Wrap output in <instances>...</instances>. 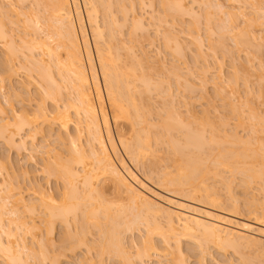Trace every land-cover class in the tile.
Instances as JSON below:
<instances>
[{
  "label": "bare ground",
  "instance_id": "obj_1",
  "mask_svg": "<svg viewBox=\"0 0 264 264\" xmlns=\"http://www.w3.org/2000/svg\"><path fill=\"white\" fill-rule=\"evenodd\" d=\"M195 1H190V3L187 0H161L160 4L165 9L166 16L175 19L177 16L180 17L181 13L188 11L195 14L192 7L199 0ZM232 1L234 3L235 0ZM12 2L14 4L11 2L5 4V0H0V95L3 98V103L0 101V140L17 154L25 153L28 162L33 159L32 163L35 161L34 164L39 163L35 160L36 153L42 154L37 167H40L39 171L45 179L47 188L37 180H29L25 170L22 173L23 177L20 173L21 179L23 178V182L28 180L29 187H25V189L31 188L33 191L31 194L34 195L32 199H25L22 195V191L25 190H21L24 183L21 181L22 185L20 186L19 180L8 182V178L12 179L13 176L9 171L10 162L9 159L0 157V259L4 264H66L72 260L71 257L75 255L76 250L79 251L81 248L89 250L92 246L89 245V240H86L84 228L79 226L81 225L79 220H83V213H85L83 210L90 209L93 204H96L91 203L93 200L98 202V198L102 199V194L105 193L103 189L106 190V186H108L107 188L111 187L109 189L117 194L126 195L130 199L131 207H128L127 210L121 207L110 215L108 208L103 207L105 204L102 200L103 206L99 201L100 205H97L100 208L94 205L98 209L93 207L90 210V216L93 214L94 217L98 214L97 219H107L110 222V228L107 230L104 227H98V234L105 238L103 244L96 246L98 256L102 254H109L111 257L117 256L125 260L126 264H135L136 260L140 264H152V257L160 260L162 256L171 260L173 264H187L183 256L184 252L180 248V242L184 239L194 240L200 253L204 252V248H202L204 243L216 246L220 251L230 248L232 252H238L237 254L240 256L242 254L238 250H244L250 246L252 249L258 247V251L261 249L264 256V213H260L262 218L254 215L253 220H249L248 217V220L245 219L244 222H235L230 217H226L227 215L236 218L238 213L220 208L221 202L218 194L213 188L204 184L206 180L202 177H207V175H201L207 158L203 157L202 159L201 157L200 159L194 155H196L195 152H199L197 153L199 156L204 151L202 150L203 146L208 148L212 144H214L212 146L219 145V147L223 145V149L212 161L213 165L219 168L215 172L218 179L221 176V169L231 173L239 170L240 175L241 172L247 173L248 177L246 174L243 175L251 183V180L258 178L260 181L262 179L264 169L262 168L263 171L260 172L261 167L253 170L247 165L246 168H243L245 170L241 168V171L238 168V163L243 157L247 158L248 156L237 153L234 148L239 144L244 145L245 142L234 134L224 135L222 136L224 141L222 138L219 140L217 138L220 135L215 130L214 132L218 133V136L217 134L211 136L213 128L210 132L211 135H206V138L203 135L206 129L204 130L202 125L200 126L204 130L203 134L202 131H199V125L197 130L193 129L192 126L195 125L194 122L198 118L195 119L191 111L189 113L187 111L186 116L183 117L180 112L176 111L175 106H170V104L174 105L175 100L172 99V104L170 97H173V92L170 91V84L167 83L168 87L165 88V85L163 87L162 84L154 81L150 73H146L142 58L139 55H129L130 52L132 53L130 48L132 46H127L126 42L120 43V40H117L118 43L116 42L115 32L125 26L127 21L130 22L129 26L131 25L129 35L134 36L136 31L138 33L144 31L141 34L145 35L147 27L145 28L144 17L134 14L132 10L135 5L134 1L43 0L42 8L39 7V0H12ZM141 2L143 4V1L140 0L139 3ZM235 2H237L236 7H232L235 11H227L226 14L219 3L211 5L210 2H207L206 6L202 4L206 8L207 5L214 7L217 14H224L229 18V20L225 19L229 23L223 21L217 26V33L218 31L219 33L226 31L233 33L237 30L236 28L240 25L235 26L237 23L235 25L233 22V24L231 23L232 16L233 20L235 15L237 19L239 18L237 16L240 15L242 21L246 22L245 14H243L244 5L252 8L258 20L260 17L264 18V10L260 1L236 0ZM187 3H190L191 7L190 4L187 6ZM232 12L233 14L236 12V14L233 15ZM116 13H120L121 22ZM130 14L132 17L128 18ZM207 16L205 17V19L207 18L205 27L213 23L211 22L213 20H211V13L207 12ZM150 17L153 18L154 15L150 14ZM174 19L171 20L174 21ZM16 22L20 23L21 30L11 27ZM226 22L228 24H225ZM249 22L248 24L251 25V21ZM168 24L167 22L164 26H168ZM173 24H169V27H174ZM16 25L19 27V24ZM208 28L206 29L208 30ZM159 31L160 29H155L157 34L161 33ZM164 34L166 35L163 36V43L167 50L169 48L171 54L180 56L182 45L178 38L171 37L168 33ZM242 34L248 35L244 31L239 33L238 38ZM117 35L120 34L117 33ZM244 35H242L244 40L241 39L239 42V39L235 40L234 38L233 43L239 46L242 41L246 42L249 38L251 40L250 36L245 39ZM192 39L197 44L198 49H196L200 51L201 38L196 36ZM220 49L222 50V47ZM121 50H123V54ZM213 51L215 52V50ZM121 54L122 56L126 55L122 57ZM129 56H132V60H129ZM121 57L122 60L124 59L123 63H121ZM125 59L131 61H128L129 65ZM124 62H127V68L124 67ZM20 69L26 72H24L27 76L25 81L16 78V75H20ZM170 76L178 85L181 83L186 87L192 85L178 69L171 70L167 78ZM187 83L188 85H186ZM31 85H34L36 89L33 94H31ZM154 91L158 95L157 97H161L162 100L165 96L168 97L167 101H164L166 98L163 100V103L165 102L166 105L167 102L171 111L164 109V112L161 108L164 116L152 113L151 104L146 103V99L150 97L147 94ZM229 93V95L234 93V87L230 86ZM22 94L28 96L27 107L19 110L12 108L11 97L19 98ZM176 95L177 93L174 98ZM184 102L186 103V101ZM231 105L234 107L231 106L230 110L238 109L235 104L231 103ZM238 110H235V113ZM251 110L253 111V109ZM200 120L202 121V119ZM198 121H196L197 124H202ZM150 134V137L155 140L153 142L155 144L161 142L165 135L168 136L170 143L166 145L167 147L171 146L169 148L173 154L175 151L176 153L180 152L182 156L186 155L184 157L187 159H183L184 165L181 163L182 168H179L181 165L177 167L176 174L172 175L171 172L165 171L161 175L159 172V175L154 177L157 187L172 198H162L159 196L161 194L158 195L151 191L147 194L144 183L138 181V177L124 159L126 157L135 168L141 166V168L148 169V172L153 175L152 172L156 168L152 169V161L154 165H157L154 157L158 158L157 161L160 160L158 151L157 157L154 155L157 146L156 150L155 147L153 150L152 146L154 145L151 144V146L149 143L151 141H148ZM53 135H55L56 142L60 144L58 150L54 147L50 148L49 144L38 145L36 143L39 138L46 140ZM175 137L181 138V142ZM226 142L230 144L229 148L236 145L232 148L234 150H224L226 148H224V144L228 146ZM206 143H210V145L205 146ZM150 156L154 160L150 158L151 163L147 164ZM204 159L206 162H203ZM247 164L249 163L247 162ZM207 167L205 165V171ZM51 177L53 180L50 179ZM148 179L153 180L152 176H149ZM49 180L54 181L53 187L50 186ZM136 184L140 185L141 190L135 187ZM230 184L226 185L230 186ZM22 187L24 189V186ZM186 202L200 207H193ZM260 205H264V199ZM80 207L83 208V210L80 209V212L83 213L78 212ZM36 208L40 210L39 223H37L39 217L38 221L35 219L37 222L32 217L38 215ZM262 210L264 207H261ZM77 212L80 215L83 214L82 217L77 218ZM146 213L149 215L161 214L165 217L166 224L163 225L156 219L154 220V215L153 220L143 219L147 217ZM221 214H225V216ZM26 215L28 216L26 217ZM70 216L73 222L70 220ZM28 217L30 219L26 220ZM55 221H58L66 231H63L62 238L60 236L59 238L53 237ZM73 223H77L76 226H79L80 232H75V228L78 230V227H75ZM70 226L74 232L70 231ZM121 226L124 228H121L124 233L131 231L135 226H141L146 235L141 240V244H139L141 247L137 248L139 249L136 251L137 253L132 255L133 257L129 256V250L120 237L121 230L118 228ZM152 234L160 238L163 247L165 250L168 249V252L160 253L161 249L159 250V247L151 241ZM27 236L31 238L30 243L26 242ZM200 240L203 242L200 243ZM56 242H61V244ZM130 246L128 247L130 248ZM244 251L242 252L244 253ZM243 261L249 263L250 259L246 262L245 259ZM76 264L102 263L94 262L89 257L78 260Z\"/></svg>",
  "mask_w": 264,
  "mask_h": 264
},
{
  "label": "rangeland",
  "instance_id": "obj_2",
  "mask_svg": "<svg viewBox=\"0 0 264 264\" xmlns=\"http://www.w3.org/2000/svg\"><path fill=\"white\" fill-rule=\"evenodd\" d=\"M9 1V0H8ZM134 1L133 3L135 5H133L134 9L133 12L134 14L138 15V16H142L144 23H145V35L141 34L144 33V31L139 32L136 31L134 36L132 34L129 35V31L131 29V25L129 26L127 21V24L123 27H121V31L120 29L117 30L116 33V42L118 43V41L120 40L122 42H126L124 44H126L127 46H132L130 47L132 50V53L129 55H139L142 58V63L144 64V68H146L145 70L147 71L146 73H150V76L154 79V81H156L157 83H160L163 85V87L167 88L168 86L166 85L167 83L170 84V91L172 90V98L171 99V103L173 104V100H174V105L170 106H175L177 108L176 111L180 112L181 115L183 117L186 116L187 111L189 113V111H191L193 114V117H195V119L199 120L200 123L202 124H197V120L194 122L195 125H193V123H191L192 128H196V130L198 129L197 127H199L200 125L204 126V130L201 128V126L199 127V131H204V136L209 135L211 132V129L213 128V133L211 136H218V133L220 135L219 138L217 139H221L222 141H224L223 137L224 135H236L238 137H240V139L243 140L244 145H240L239 146L236 145L229 148L230 144H228V146L226 144H224V150H230L234 147V151H236L237 153L243 154L248 156L247 158H244L238 163V168L241 170H245L243 168H246L247 165H249V168L251 167L253 170L254 169H261L259 170L260 172H262V168L264 169V18L260 17V19L258 20L256 15L254 14L253 10L251 7L247 6L245 7L244 5V9H243V14H245V19L246 22H243L242 17H239L238 19L230 18L231 23L233 22L234 25L235 23H237L235 26L240 25L238 28H236L237 30H235L233 33H227L225 34L223 33H218L216 32V28H218L217 26L220 25L223 21H227L225 20L227 17L226 15L224 16V14H217L216 9L214 7H205L206 4H218L219 6L223 7V12L226 14V12H231V11H235L237 2L232 0H197L198 2L195 3L193 5V9L192 11L196 12L195 14H192L190 11L189 14L186 13L185 15H183L184 13H181L179 16L180 17H176L171 18L169 16H166V11L165 9L161 6L160 1L161 0H141L143 1L140 2V0H132ZM139 1V2H138ZM168 1V0H167ZM186 1V0H185ZM191 2H193V0H190ZM189 0H187V2H190ZM200 1H203L202 3H199ZM261 2V6L262 9L264 10V0H258ZM11 3L12 0H10ZM7 2V0H5V4L6 3H10ZM40 4L39 7L42 8L43 7V0H39ZM190 2V3H191ZM194 2H196L194 0ZM205 2V3H204ZM208 2V3H207ZM186 5V2H184ZM187 3V6L190 4ZM214 3V4H213ZM14 4V3H13ZM204 4V5H202ZM221 4V5H220ZM242 4V3H240ZM243 5V4H242ZM115 7V6H114ZM191 7V4H190ZM204 7V8H203ZM233 7V8H232ZM164 9V10H163ZM225 10V11H224ZM262 10V12H263ZM165 11V12H164ZM207 12L208 14L211 13V22L213 23H209L210 28L205 27V22L206 19L205 17L207 16ZM131 13V12H129ZM118 14V13H116ZM120 14V13H119ZM116 15L117 17H121V15ZM133 14V13H132ZM150 14L154 15L153 18L150 17ZM191 14V15H190ZM230 14V13H229ZM233 14V12H232ZM236 14V12L234 13ZM233 14V15H234ZM238 15V14H237ZM264 15V12H263ZM262 15V16H263ZM130 15H128V18H131ZM176 16V15H175ZM119 17V20L121 19ZM208 17V16H207ZM210 17V16H209ZM230 17V16H229ZM14 19V18H13ZM163 19V20H162ZM171 19H174V21H172ZM229 20V18H227ZM15 20V19H14ZM130 21V20H129ZM164 21L167 23H169L171 25V23H174L172 26L174 27H169L170 25L168 24V26H164ZM249 21H251V25H249L248 23H250ZM121 22V20H120ZM119 22V23H120ZM228 22V21H227ZM225 24H228V23ZM163 23V24H162ZM232 23V24H233ZM240 23V24H239ZM19 24V27L16 25ZM15 25H12L11 27L13 29H18L21 30V26L20 23L16 22ZM22 24V23H21ZM159 26V27H158ZM158 28L160 29L159 34H157L155 32V29ZM208 28V30L206 29ZM244 31L247 32V36L251 37L247 39L245 36V41H242V43L238 45H235L233 42V39L235 38V40L239 39V42H241V39L244 40L242 38V35L240 38H238L239 33H243ZM120 32V33H119ZM19 33V32H18ZM120 34V35H117ZM122 33V34H121ZM137 33V34H136ZM164 33H168L171 37L175 36L178 38L179 43L183 46H181L180 48L182 49V53L179 55H174L171 54L172 52L169 50H167V47L164 45L163 43V36H165L166 34ZM225 34V35H224ZM19 35V34H18ZM144 37H143V36ZM222 37H221V36ZM224 35V36H223ZM200 37L201 41H202V47L199 50L197 46V44L195 42H193L194 39H192V37ZM240 36V35H239ZM243 36V37H244ZM256 38H254V37ZM191 37V38H190ZM142 38V39H140ZM253 39H255L254 41H252ZM118 40V41H117ZM138 40V42H136ZM142 42H141V41ZM250 41V42H247ZM254 43H252V42ZM238 43V41H237ZM249 43V47L247 46V44ZM140 44V45H139ZM196 44V45H195ZM225 46H223V45ZM242 44V45H241ZM245 44V45H244ZM120 45V44H119ZM220 47H219V46ZM256 45V46H255ZM216 48H215V47ZM218 46V48H217ZM246 46V47H245ZM222 47V50L220 49ZM248 47V48H247ZM133 48V49H132ZM184 48V50H183ZM197 48V49H196ZM214 48V49H213ZM225 50H224V49ZM247 48V49H246ZM254 49V50H253ZM215 50V52L213 51ZM122 54H123V50ZM120 51V52H121ZM171 53H170V52ZM134 52V54H133ZM214 52V53H213ZM228 53V54H227ZM121 54V56H122ZM126 55V54H125ZM125 55H123L122 57H125ZM138 56V57H139ZM121 57V63H123L124 59L122 60ZM127 57V56H126ZM129 60H132V56L128 57ZM128 59H125V61H129ZM127 62H124V67L127 68ZM131 62V61H129ZM128 62V65L130 64ZM133 62V61H132ZM126 64V65H125ZM122 65V64H121ZM261 65V66H260ZM123 66V65H122ZM131 67V65H130ZM137 67V66H136ZM135 68V66H134ZM139 68V67H138ZM136 69V68H135ZM178 69V71L183 75V77L188 79V82H190L191 87H186L183 85V83H181V85L177 84L173 78H167V75L169 76L171 70H175ZM1 70V69H0ZM23 69H20V75H16L17 79H20L22 81H25L27 78V76H25L24 74V70L21 71ZM139 70V69H137ZM144 70V69H143ZM144 70V71H145ZM169 71V72H168ZM22 72V73H21ZM26 73V72H25ZM169 73V74H168ZM15 84V82H13ZM189 84V85H190ZM165 85V86H164ZM188 85V83L186 84ZM7 88L9 89L8 84L6 83ZM230 86L234 87V93L232 95H229V91H230ZM31 94H33L36 89L34 85H31ZM6 89V90H8ZM175 91V93H174ZM12 93V92H11ZM176 98H174L175 94ZM13 94V93H12ZM151 94V95H150ZM147 94L149 95V99H146V103H150L151 104V109L153 110L152 113H154L155 115H159L162 114L164 116V109H169L170 107L167 106V102L165 105V102L163 103V100L167 98L165 96H163V100L161 97V99H159L157 96V94H155V91ZM146 95V96H147ZM179 95V96H178ZM146 98V97H145ZM186 101V103L183 101ZM149 100V101H148ZM162 100V101H161ZM0 101L1 103H3V98L0 95ZM176 102V103H175ZM11 106L14 109H21L23 107H27V104L29 103L28 101V96L27 94H22V96L20 95L19 98L12 96L11 97ZM188 103V104H187ZM235 104L237 106V108L239 109H232L230 110V107ZM164 104V105H163ZM169 104V102H168ZM162 106V107H161ZM167 106V107H166ZM10 107V106H8ZM175 107H173V109H176ZM162 108L163 111H161L160 109ZM232 108V107H231ZM236 108V107H235ZM253 109V111L251 110ZM238 110L237 113H235ZM157 111V112H156ZM168 111V110H166ZM171 111V110H170ZM232 111V112H231ZM156 112V113H155ZM159 112H163V113H159ZM169 112V111H168ZM234 112V113H233ZM153 114V115H154ZM254 115V116H253ZM205 118H207V123L206 120H204ZM253 118V119H252ZM261 118V120H260ZM192 119V118H191ZM202 119V121L200 120ZM193 120V119H192ZM192 120L189 119V121L193 122ZM198 121V122H199ZM262 121V122H261ZM224 122V124H222ZM212 125H211V124ZM254 124V125H253ZM197 125V126H196ZM199 125V126H198ZM210 126V127H209ZM254 128H253V127ZM208 129V130H207ZM210 129V130H209ZM214 130L216 132H214ZM198 131V132H199ZM209 132V133H208ZM208 133V134H206ZM153 135V134H152ZM151 134L148 136V141L150 145H154L155 150H156V146H157V150L154 153V155H156L157 151H158V157L160 161H157L158 158L156 159L154 157V159H152V157L150 156L147 160V164L148 162H150V158L152 160H154L157 165L152 164L153 168L151 166V168L155 170L152 172L153 175H151L150 172H148V169L145 168H141V166L136 167L129 162V160L124 157V155L122 154V156L124 157V159L126 160L127 164L129 165L130 169L133 171L134 174H136V177L138 179V181H141V183L143 185H145V192L147 194L149 193H157L159 196H161L162 198H172L170 195H167V193L163 192L162 189H160L159 187H157V185L154 182V177H156V175H159L158 173L160 172V175L162 174V172L165 173V171L171 172L172 175L176 174L177 172V167L180 166L179 168H182V164L184 165V160L183 159H187L186 155H183L180 152H175L174 150V154L171 151V146L167 147V143L169 142V137L168 136H164L161 140V142H159L158 144H155L153 142H155V140L153 139V137H150ZM154 136V135H153ZM208 136V137H211ZM55 135H53V137H50L49 139L46 140H41V138L38 139V141H36V143L38 145H47L49 144V147L52 148L54 147L55 149L60 147V144L56 142V140L54 139ZM149 138H151L149 140ZM207 138V136H206ZM216 138V137H215ZM175 139H180L181 142V138H176ZM55 140V142H54ZM154 140V141H153ZM53 141V142H52ZM164 141V142H163ZM210 145V143H206L205 146ZM216 144V143H215ZM214 145V144H212ZM211 145V146H212ZM226 145V146H225ZM208 148L204 147L202 148V150H204L203 152H201V154H198L199 152H195L196 155H194V157H203L206 159L207 158V162L205 161V159L203 160V162L205 161V165L207 168L206 171L204 170L203 167V172L201 173V175L203 176L204 174L207 175V177H202L205 178V182L204 184L210 186L211 188H213L216 192V194H218L219 199H220V208L222 207V209L224 208L225 210H233L236 212V214L238 213V215H236L237 217H232V216H227L226 217H230L231 220H235V222H244L245 219L248 220H253L252 218L258 217L260 216L261 218L264 216H261L260 213H264V210L261 211V207H264V205H260L264 199V185L261 186V184H264V175L262 176V179L259 181V179L257 178V180L255 178V180H251V183L249 182L250 180L247 179L248 175L247 173H243L240 175V173H238V171H234V173L229 172V171H224L221 169V176L220 179H218L215 175V172H217L219 170V168H216L212 161L216 158V156L218 155V153L221 151V149H223V145H221L219 147L218 146H212V147ZM62 147V146H61ZM172 147L173 144H172ZM177 147V146H175ZM222 147V148H221ZM205 148V149H204ZM62 149V148H61ZM173 149V148H172ZM175 149V148H174ZM45 150V149H43ZM42 150V151H43ZM170 152H169V151ZM176 150V149H175ZM121 152V151H120ZM172 152V153H171ZM194 153V154H195ZM179 154V155H178ZM181 154V155H180ZM160 155V156H159ZM182 156V159H181ZM191 156V155H190ZM0 157L4 158V159H9L8 161L10 162V174H13L12 179L8 178V182H13L14 180L18 181L21 183V181L23 182V178L21 179L20 173H24L23 171L26 170L27 172V176L28 179L30 180H37V182H39L41 185H43L44 187L47 188V185L45 183V179H43V176L41 175L42 173L39 171L40 167H37L40 163L39 158L42 157V154L40 152L36 153L35 155V160L39 163H35V161L30 159V162H28L29 160L26 159V155L25 153H16V151L14 150H10V148H7L3 141L0 140ZM157 157V155H156ZM161 158V159H160ZM26 159V160H25ZM182 160V161H181ZM202 161V160H201ZM247 162L249 164H247ZM151 163V162H150ZM149 163V164H150ZM160 163V164H158ZM179 163V164H178ZM246 163V164H245ZM243 166V167H242ZM166 168V169H165ZM178 168V169H179ZM137 169V170H135ZM140 169V170H139ZM209 169V171H207ZM218 169V170H217ZM156 171V172H155ZM148 172V173H147ZM236 172V173H235ZM264 174V172H262ZM261 173V174H262ZM246 174L247 177H245ZM250 174V173H249ZM260 174V175H261ZM153 178V180L148 179L149 176ZM220 175V174H219ZM23 177V174H22ZM145 177V178H144ZM6 178V177H5ZM17 178V179H16ZM224 180H223V179ZM52 179V177L50 178ZM146 179V180H145ZM226 179V180H225ZM53 180V179H52ZM50 181L51 185L53 187V185L55 183H53L54 181ZM28 180L24 181L23 185L22 183L20 184L21 186V190H25L22 191L23 192V196L24 198H29L32 199V197L34 196L33 194H31L33 191L31 190V188H27L25 189V187H29L28 186ZM153 181V182H152ZM225 181V182H224ZM229 181V182H228ZM262 181V182H261ZM15 182V181H14ZM249 182V183H247ZM136 183V182H135ZM134 183V184H135ZM227 183H231L230 186L226 185ZM108 185V184H107ZM106 186V185H105ZM110 186V185H109ZM149 188H148V187ZM156 186V187H155ZM31 187V186H30ZM108 186H106V190L103 189L105 191V193L103 192L102 194V199L101 197L98 198V202L101 201V205H102V200L103 203L105 204V206L108 208L109 210V214H113L115 212V210L120 209L121 207L124 208L125 210L128 209V207H131V202L130 199L127 198L126 195L124 194H117L114 191L110 190L111 187L107 188ZM135 187H137L138 189L141 190V187L139 184H136ZM149 190V191H148ZM154 190V191H153ZM151 191V192H150ZM101 199V200H100ZM237 200V201H233V200ZM34 200V199H33ZM97 201V199H95ZM98 202H95L94 200L91 202L96 203L93 204V206L89 209H85L83 210L82 207L79 208L83 210V212L85 211L86 216L82 217L80 213H78L77 218L79 216L82 217L83 220H79V222L81 221V225L79 226H83L82 228H84V234L86 236V240H89V245H91L92 249L90 248L89 250H85L82 249L81 250H76L75 251V257L74 256H70L72 260H70L69 262H67L66 264H74L75 262L77 263L78 260H83V258H91L92 260H94V262H98L100 261L102 264H126V261L119 258V257H115L111 255H107V254H102L100 256L97 255L98 253V249H97V245H101L103 244L105 238L101 237L98 233V227H104L106 230L110 228V222L107 219H97V216L93 217L90 216V210H92V208L94 207V205H100ZM188 203V202H186ZM91 204V205H92ZM190 204V203H188ZM97 205V206H98ZM133 205V202H132ZM193 207H200L197 206L195 204H190ZM95 206L94 209H98V207L100 208V206ZM85 207V206H83ZM235 207V208H234ZM38 208V207H37ZM36 208V213L38 212L37 216H32L34 218V220L38 219L39 217V221L36 222L39 223L40 222V210L41 208L39 207L40 210H37ZM105 209V208H104ZM223 209V210H224ZM257 209V210H255ZM87 210V211H86ZM107 210V209H106ZM228 211V212H229ZM231 211V212H233ZM260 211V212H259ZM257 212V213H255ZM107 213V214H108ZM144 214V213H143ZM147 214V213H146ZM145 214V216H146ZM149 214H147V217H144V215H142L143 219L150 221L153 220V215H154V220L156 219V221L160 222L161 224L165 225L166 224V219L165 217H163L161 214H153V215H149L151 217L148 216ZM222 216L225 214H221ZM254 215H256L254 217ZM258 215V216H257ZM28 215H26L27 217ZM96 218V219H95ZM99 218V217H98ZM233 218V219H232ZM242 218V219H241ZM30 219L29 217L26 218V220ZM240 219V220H239ZM70 220L71 216H70ZM143 220V221H145ZM73 222V220H72ZM74 224V223H73ZM77 224V223H76ZM76 224H74L75 227V232L79 230V226ZM79 224V223H78ZM43 225V224H42ZM41 225V226H42ZM54 238H59V236L61 237L64 231V228L62 227V225L60 226V223L58 221H55L54 223ZM70 225L72 226V223H70ZM70 226V231H73L74 227L71 228ZM44 227V226H42ZM42 230H44V228H42ZM123 226H121L120 229ZM63 228V229H62ZM141 226H135V228L131 229V231H125V233L121 230L120 233V237H122L123 242H125L124 244L127 246V249L129 250V256L133 257L132 255L136 254L141 246L139 244H141V240L144 237V232L142 230ZM72 229V230H71ZM124 229V228H122ZM137 229V230H136ZM264 229V227H263ZM66 232V231H64ZM74 232V231H73ZM83 232V231H82ZM123 232V233H122ZM72 233V232H71ZM143 234V235H142ZM146 236V235H145ZM157 235H151L152 238V242L153 244L155 243V245H157L159 247L160 253H164L166 252L168 249L165 250V247H163L164 245L162 244L160 238ZM62 238V237H61ZM5 239V237H4ZM182 242H180V248L181 250L184 252L183 256L185 257V261L187 264H264V256L261 253L258 254V247L254 249H252L250 246L247 249L244 250H238L241 251V256L240 254H237L238 252H232V250L226 249V251L223 250H219L216 246L210 245V244H202V248H204V252L200 253L199 248L197 247V244L194 243L195 241H191V240H181ZM191 241V242H190ZM201 241V240H200ZM26 242L30 243L31 242V238L30 237H26ZM203 241H201L200 243H202ZM57 244L59 242H56ZM61 244V242L59 243ZM129 245L130 248L128 247ZM139 247H138V246ZM204 245V246H203ZM197 247V248H196ZM246 248V247H245ZM240 249V248H239ZM256 249V250H255ZM165 250V251H164ZM169 251V250H168ZM167 251V252H168ZM244 251V253L242 252ZM240 253V252H239ZM204 254V255H203ZM202 257V258H201ZM245 262L246 260L250 259V262L248 263H244V259ZM248 258V259H246ZM152 264H173L171 262V260L169 259H165V257L163 258L162 256L160 257V260L158 262V260H156V258L152 257ZM156 260V261H155ZM138 260H136L135 264H140L139 262H137ZM75 263V264H76ZM0 264H4V262L2 261V259H0Z\"/></svg>",
  "mask_w": 264,
  "mask_h": 264
}]
</instances>
